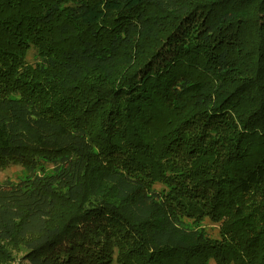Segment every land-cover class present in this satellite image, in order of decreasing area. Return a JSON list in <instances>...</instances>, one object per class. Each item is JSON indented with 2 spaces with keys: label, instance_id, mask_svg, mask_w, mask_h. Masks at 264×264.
Wrapping results in <instances>:
<instances>
[{
  "label": "trees",
  "instance_id": "16d2710c",
  "mask_svg": "<svg viewBox=\"0 0 264 264\" xmlns=\"http://www.w3.org/2000/svg\"><path fill=\"white\" fill-rule=\"evenodd\" d=\"M15 165L25 264H264V0H0Z\"/></svg>",
  "mask_w": 264,
  "mask_h": 264
},
{
  "label": "rangeland",
  "instance_id": "374dc122",
  "mask_svg": "<svg viewBox=\"0 0 264 264\" xmlns=\"http://www.w3.org/2000/svg\"><path fill=\"white\" fill-rule=\"evenodd\" d=\"M33 51L30 52L29 62H32ZM48 172L51 168L47 169ZM27 168L22 165L10 166L0 171V183L10 180L17 182L19 179L24 178L27 175ZM213 231L217 230V225H209ZM216 233V232H215ZM25 242L15 239L9 244L0 243V264H25ZM211 264H214L213 262Z\"/></svg>",
  "mask_w": 264,
  "mask_h": 264
}]
</instances>
